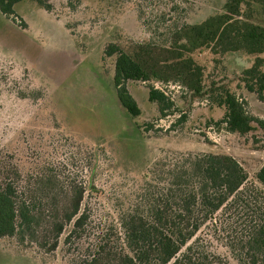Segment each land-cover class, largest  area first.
Instances as JSON below:
<instances>
[{
	"label": "rangeland",
	"instance_id": "obj_1",
	"mask_svg": "<svg viewBox=\"0 0 264 264\" xmlns=\"http://www.w3.org/2000/svg\"><path fill=\"white\" fill-rule=\"evenodd\" d=\"M47 2L48 11L23 1L15 5L14 16L0 14V155L18 169L21 184L43 183L46 178L38 176L52 175L58 182L60 177L81 185V208L87 209L97 230L116 223L137 197L147 165L166 153L232 156L247 172L246 186L262 190L253 177L264 164V130L253 125L255 130L239 136L213 126L210 121L217 120L221 110L205 97L191 99L189 90L173 81L129 83L141 110L131 119L111 85L114 57H103L108 44L124 52L149 41L155 48H168L174 30L220 12L225 0ZM259 19L264 25V16ZM197 54L206 69V83L228 85L245 101L250 115L264 120V102L236 86L251 58L241 53L215 58L204 50ZM148 85L173 101V116L156 120V107L146 97ZM180 116L184 123L154 136V130H166ZM145 123H153L147 134L139 128ZM263 192L253 189L250 194L263 203ZM68 197L65 192L57 200ZM252 216L251 209L239 206L221 211L216 216L219 226L207 227L198 236L226 264H246L229 246L235 245ZM63 237L51 254L26 240L2 238L0 264H69Z\"/></svg>",
	"mask_w": 264,
	"mask_h": 264
},
{
	"label": "trees",
	"instance_id": "obj_2",
	"mask_svg": "<svg viewBox=\"0 0 264 264\" xmlns=\"http://www.w3.org/2000/svg\"><path fill=\"white\" fill-rule=\"evenodd\" d=\"M23 1L50 9L47 0H0V14L14 16L15 5ZM261 16L264 0H225L220 12L174 30L168 48H155L149 41L124 52L108 44L103 57H114L111 85L119 105L136 119L141 110L128 84L173 81L188 89L191 99L205 97L211 107L221 110V116L210 121L213 126L239 136L255 130L253 125L264 130V120L250 115L245 101L228 85L206 83V69L197 60L202 50L215 58L232 53L251 58L250 66L236 78V86L263 103ZM146 90L147 101L156 107L157 121L174 115V103L163 90L153 85ZM184 122L180 116L166 130H154V136L167 134ZM139 128L147 134L153 123ZM41 178L46 181L37 180L40 186L21 184L18 169L0 155V239L26 240L51 254L64 236L63 254L69 264H226L198 235L207 227L219 226L216 216L221 211L239 206L243 211L251 209L253 216L229 248L246 264H264V202L258 203L250 194L253 189L264 191V164L253 177L259 190L246 186L247 172L232 156L166 153L150 161L137 197L104 230L94 229L87 209L81 208L84 187L60 177L58 182L52 175L37 177ZM65 192L69 197L58 201ZM49 194L54 196L43 198Z\"/></svg>",
	"mask_w": 264,
	"mask_h": 264
}]
</instances>
